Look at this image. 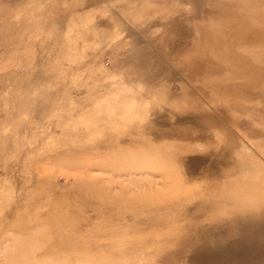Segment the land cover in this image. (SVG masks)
Returning <instances> with one entry per match:
<instances>
[{
    "label": "rangeland",
    "instance_id": "374dc122",
    "mask_svg": "<svg viewBox=\"0 0 264 264\" xmlns=\"http://www.w3.org/2000/svg\"><path fill=\"white\" fill-rule=\"evenodd\" d=\"M0 264H264V0H0Z\"/></svg>",
    "mask_w": 264,
    "mask_h": 264
},
{
    "label": "bare ground",
    "instance_id": "6f19581e",
    "mask_svg": "<svg viewBox=\"0 0 264 264\" xmlns=\"http://www.w3.org/2000/svg\"><path fill=\"white\" fill-rule=\"evenodd\" d=\"M249 240H251V239H249Z\"/></svg>",
    "mask_w": 264,
    "mask_h": 264
}]
</instances>
